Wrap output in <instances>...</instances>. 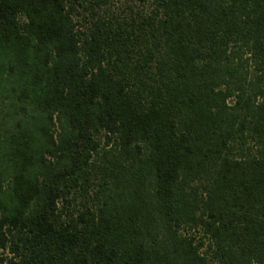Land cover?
I'll use <instances>...</instances> for the list:
<instances>
[{
  "label": "trees",
  "instance_id": "trees-1",
  "mask_svg": "<svg viewBox=\"0 0 264 264\" xmlns=\"http://www.w3.org/2000/svg\"><path fill=\"white\" fill-rule=\"evenodd\" d=\"M0 264H264V0H0Z\"/></svg>",
  "mask_w": 264,
  "mask_h": 264
},
{
  "label": "rangeland",
  "instance_id": "rangeland-1",
  "mask_svg": "<svg viewBox=\"0 0 264 264\" xmlns=\"http://www.w3.org/2000/svg\"><path fill=\"white\" fill-rule=\"evenodd\" d=\"M146 8V7H145Z\"/></svg>",
  "mask_w": 264,
  "mask_h": 264
}]
</instances>
